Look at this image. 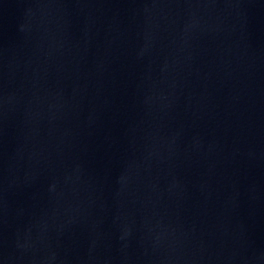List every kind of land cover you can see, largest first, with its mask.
Returning a JSON list of instances; mask_svg holds the SVG:
<instances>
[{
    "label": "water",
    "instance_id": "95a60500",
    "mask_svg": "<svg viewBox=\"0 0 264 264\" xmlns=\"http://www.w3.org/2000/svg\"><path fill=\"white\" fill-rule=\"evenodd\" d=\"M0 264H264V0H0Z\"/></svg>",
    "mask_w": 264,
    "mask_h": 264
}]
</instances>
